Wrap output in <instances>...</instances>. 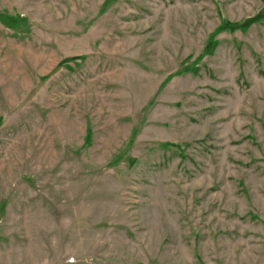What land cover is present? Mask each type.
I'll use <instances>...</instances> for the list:
<instances>
[{"label":"rangeland","instance_id":"1","mask_svg":"<svg viewBox=\"0 0 264 264\" xmlns=\"http://www.w3.org/2000/svg\"><path fill=\"white\" fill-rule=\"evenodd\" d=\"M0 264H264V0H0Z\"/></svg>","mask_w":264,"mask_h":264},{"label":"trees","instance_id":"2","mask_svg":"<svg viewBox=\"0 0 264 264\" xmlns=\"http://www.w3.org/2000/svg\"><path fill=\"white\" fill-rule=\"evenodd\" d=\"M256 17H253V18H250V19H248L245 23H244V26H249L253 21H254V19H255ZM238 26H240V24L238 25V24H233V25H225V26H223V27H227V28H230V29H236V28H238Z\"/></svg>","mask_w":264,"mask_h":264}]
</instances>
